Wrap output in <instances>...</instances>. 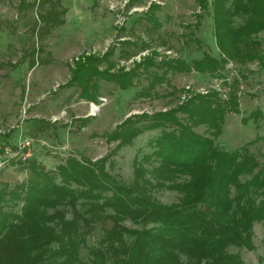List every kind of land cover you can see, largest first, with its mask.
<instances>
[{"label": "rangeland", "instance_id": "374dc122", "mask_svg": "<svg viewBox=\"0 0 264 264\" xmlns=\"http://www.w3.org/2000/svg\"><path fill=\"white\" fill-rule=\"evenodd\" d=\"M64 7L68 11L62 13ZM50 10L63 21L41 19ZM246 29L254 32L242 34ZM123 38L132 43L124 45ZM219 40L227 45L226 53ZM113 48L102 62L105 67L114 62L111 71L131 68L134 59L143 62L132 87L123 90L118 81L97 75L88 83L72 79L64 86L75 56ZM204 54L226 61L224 68L215 75L190 68L165 71L160 65L171 56L189 62ZM89 88L99 94L95 104L80 93ZM215 89L223 99L237 92L240 103V111L224 115L215 142L230 150L248 145L263 165L264 0H0V193L25 181L32 161L55 169L71 156L91 161L108 155L106 168L129 184L135 180L136 157L143 160L153 150L161 129L148 127L122 145L113 138L115 130L122 126L125 134L128 117L142 114L147 116L130 125L146 126L152 113ZM195 129L214 136L207 125ZM25 138L29 145L22 144ZM151 192L164 204L181 196L165 186ZM100 225L79 251L85 264H91V249L104 246ZM251 232L250 247L229 245L227 250L242 264H264V220L256 221ZM180 258L187 261L186 255Z\"/></svg>", "mask_w": 264, "mask_h": 264}, {"label": "trees", "instance_id": "16d2710c", "mask_svg": "<svg viewBox=\"0 0 264 264\" xmlns=\"http://www.w3.org/2000/svg\"><path fill=\"white\" fill-rule=\"evenodd\" d=\"M57 15L40 17L57 22ZM249 30L242 34L254 32ZM218 45L226 53L227 45L220 40ZM96 61L94 56L77 60L72 79L88 83L97 75L121 88L133 84L134 69L100 71ZM225 62L204 54L189 62L168 58L160 65L165 71L190 68L216 75ZM239 105L237 92L223 99L215 89L152 113L143 127L130 123L147 114L128 117L126 133L121 126L113 134L121 145L148 127L161 129L153 150L143 160L136 157L135 180L129 184L106 168L108 155L91 161L71 156L55 169L32 161V174L0 193V264H85L79 251L97 223L104 246L90 250L91 264H242L227 247H250L254 223L264 220V199H257L264 194V163L248 145L230 150L215 142L224 115L240 111ZM199 125L214 136L198 132ZM164 186L181 193L178 202L164 204L153 196V188Z\"/></svg>", "mask_w": 264, "mask_h": 264}, {"label": "crops", "instance_id": "0c3cea01", "mask_svg": "<svg viewBox=\"0 0 264 264\" xmlns=\"http://www.w3.org/2000/svg\"><path fill=\"white\" fill-rule=\"evenodd\" d=\"M151 7V6H150ZM149 7V8H150ZM66 11H68V8L67 7H64V8H62L61 9V12L62 13H64V12H66ZM52 12V10H50V13ZM57 13V12H56ZM55 14V13H54ZM58 14H59V12H58ZM57 17H59L58 15H57ZM58 22H62L63 20H62V18L60 19V20H57ZM120 42L121 43H123L124 45H127V46H129L131 43H132V39H129V38H123V39H120ZM114 53V48L113 49H111L110 51H108V50H106V51H98V50H95V49H90V50H87V51H84V52H82V53H80L79 55H77V56H75L74 58H73V62H72V65H70V80H68V82H66V83H63L64 84V86H71V84H72V78H71V76H72V69H73V67H75V63H76V61L77 60H80V59H83V60H85L86 58H87V56H94V57H96L97 58V61H96V63H97V66H98V68H99V70L100 71H102V70H106L107 68H110V70L112 69L111 67L114 65V62L113 63H111L110 65L111 66H108L107 65V67H105V66H103L102 65V62L103 61H107L108 60V57H109V55L110 54H113ZM155 55V54H154ZM156 56V55H155ZM176 57V56H175ZM175 57H169V58H171V59H173V58H175ZM176 58H178V57H176ZM181 59V58H180ZM133 62H134V65L131 67V68H127L125 65H122V66H119V69H122V70H124V71H131V69H134V71L135 72H137V64L138 63H140L141 62V60L140 61H136L135 59L133 60ZM112 72H115V71H112ZM95 76V75H94ZM93 76V77H94ZM101 79H102V77H101ZM106 79V78H105ZM107 80V79H106ZM133 84H134V82H133ZM132 84V85H133ZM132 85H130V86H128L127 88H129V87H132ZM121 88V87H120ZM127 88H121V89H123V90H125V89H127ZM80 93H81V95H84V94H88V96H86L85 98L87 99V100H91V101H94L93 103L95 104V102H96V100H98V93L97 94H93V92H92V89L91 88H89L88 89V93H85V92H83V91H80ZM93 94V95H92ZM93 107V106H92ZM166 110V109H165Z\"/></svg>", "mask_w": 264, "mask_h": 264}, {"label": "built area", "instance_id": "2783aa9c", "mask_svg": "<svg viewBox=\"0 0 264 264\" xmlns=\"http://www.w3.org/2000/svg\"><path fill=\"white\" fill-rule=\"evenodd\" d=\"M22 144H23L24 146L29 145V144H30V140H29L28 138H25V139L23 140Z\"/></svg>", "mask_w": 264, "mask_h": 264}, {"label": "bare ground", "instance_id": "6f19581e", "mask_svg": "<svg viewBox=\"0 0 264 264\" xmlns=\"http://www.w3.org/2000/svg\"><path fill=\"white\" fill-rule=\"evenodd\" d=\"M92 105H94V104H92Z\"/></svg>", "mask_w": 264, "mask_h": 264}]
</instances>
